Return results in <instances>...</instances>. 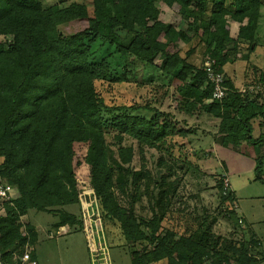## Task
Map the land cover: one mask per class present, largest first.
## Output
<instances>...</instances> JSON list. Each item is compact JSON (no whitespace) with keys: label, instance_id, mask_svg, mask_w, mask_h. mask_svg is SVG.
Instances as JSON below:
<instances>
[{"label":"trees","instance_id":"trees-1","mask_svg":"<svg viewBox=\"0 0 264 264\" xmlns=\"http://www.w3.org/2000/svg\"><path fill=\"white\" fill-rule=\"evenodd\" d=\"M160 3L178 24L161 19ZM263 6L264 0H0V177L16 190L0 199V260L11 263L37 242L36 226L21 220L36 210L56 216L55 228L83 230L89 241L98 224L107 231L104 223H113L132 264H264L253 231L241 244L221 246L227 241L213 233L196 239L165 227L174 183L155 197L150 218L136 213L135 197L129 207L119 199L131 188L138 192L146 178L132 169L134 148L125 138L172 157L178 151L185 162L196 133L188 119L207 115L219 121V145L264 148V98L241 92L224 74L241 45L252 49ZM229 20L241 24L236 39ZM198 50L224 74L220 101L209 102L213 85L194 57ZM138 65L155 67L164 82L134 80ZM169 96L175 112L164 109ZM263 159L264 149L255 157V180L262 182ZM218 190L222 212L243 226L223 177Z\"/></svg>","mask_w":264,"mask_h":264},{"label":"rangeland","instance_id":"rangeland-1","mask_svg":"<svg viewBox=\"0 0 264 264\" xmlns=\"http://www.w3.org/2000/svg\"><path fill=\"white\" fill-rule=\"evenodd\" d=\"M72 0H44L46 4L63 2L68 4ZM161 19L170 24H178L180 18L164 4L160 3ZM264 14V6L262 8ZM248 43L241 45L237 52V59L228 63L224 70L235 79L236 86L245 90L250 95L261 94L264 98V16L258 28L255 42L250 46ZM202 51H196L199 66L203 65L205 57ZM160 59L157 60L159 64ZM136 78L148 80L153 78L154 83L164 82L155 67L138 65ZM261 76L262 79H261ZM139 78V79H137ZM262 80V82L260 81ZM147 82V81H146ZM119 92L125 93V88ZM127 93L125 94V96ZM128 97V95L126 96ZM130 100V97H129ZM172 97L166 100L165 110L175 112ZM178 120L184 121L182 115H176ZM196 122V133L191 136L192 145L188 148V158L184 162L176 156H168L154 148L140 145L137 141L125 138L124 145H132L134 157L132 169L135 172L143 170L146 178L140 183L138 192L130 189L127 195H119L121 204L129 207L132 197H135V210L139 216L150 218L154 210L155 197L160 190L167 188L168 183H174L176 191L169 198L168 212L164 218L163 225L184 235H192L200 239L202 231L206 234L213 233L215 237L220 236L226 242L242 243L250 239V231L256 233L261 240L260 250L264 253V182L255 180V157L262 153L264 148L247 147L241 145L245 152L237 151L234 146H222L214 140L217 132L218 120L212 116L203 115L198 120L188 119L189 127ZM259 121H255L253 135L258 136ZM195 149L198 155L191 153ZM194 163L195 168L189 167V162ZM193 166V165H192ZM194 167V166H193ZM260 173L264 176V159ZM226 175L230 185L229 189L234 193L233 205L236 216L244 220L241 228L220 209V192L218 183L220 178ZM16 195L12 187L11 195ZM67 209L72 212L78 211L77 206ZM4 211H0V215ZM202 217L209 223L208 227H202ZM96 220V217L94 216ZM22 222L31 221L38 231V240L34 244V254L39 264H132L128 245L123 244L120 229L113 223L98 224L94 230V238L89 241L88 235L83 230H74L67 226V233H60L54 224L58 218L53 214L31 210L27 216L22 217ZM93 221L86 220L85 224ZM89 224V223H88ZM91 224V223H90ZM116 235L118 237H116ZM118 238V239H117Z\"/></svg>","mask_w":264,"mask_h":264},{"label":"built area","instance_id":"built-area-1","mask_svg":"<svg viewBox=\"0 0 264 264\" xmlns=\"http://www.w3.org/2000/svg\"><path fill=\"white\" fill-rule=\"evenodd\" d=\"M214 61L207 58L203 63V70L209 82L213 85V93L209 102L213 100H222L226 96V87L224 86V74L215 68ZM224 178V193L229 190L230 182L226 175ZM12 186L5 183L0 177V199H9L11 195ZM0 264H4L0 260ZM6 264H39L38 260L34 256V248L30 243H27L21 255L15 257L11 263Z\"/></svg>","mask_w":264,"mask_h":264},{"label":"crops","instance_id":"crops-1","mask_svg":"<svg viewBox=\"0 0 264 264\" xmlns=\"http://www.w3.org/2000/svg\"><path fill=\"white\" fill-rule=\"evenodd\" d=\"M263 14V13H262ZM264 16V14H263ZM262 16V18H263ZM244 23H246V21H244ZM229 25H230V36L233 38V39H236L237 38V35H238V32H239V28L241 26V24L239 22H236L234 20H229ZM224 74L228 77H230L232 80H233V83L235 85L236 88L239 89V86H236L235 84V79H233L225 70H224ZM241 92H245V87L243 89H239ZM238 148V147H237ZM237 151H240V147L238 148ZM67 226H63V227H60L59 228V234L61 233H67Z\"/></svg>","mask_w":264,"mask_h":264}]
</instances>
